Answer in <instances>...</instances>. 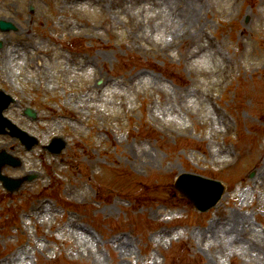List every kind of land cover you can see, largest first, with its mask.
<instances>
[{
    "label": "rangeland",
    "instance_id": "1",
    "mask_svg": "<svg viewBox=\"0 0 264 264\" xmlns=\"http://www.w3.org/2000/svg\"><path fill=\"white\" fill-rule=\"evenodd\" d=\"M3 18L5 114L40 143L0 134L23 162L3 172L38 175L0 182V264H264V0H0ZM184 172L223 181L210 211Z\"/></svg>",
    "mask_w": 264,
    "mask_h": 264
},
{
    "label": "water",
    "instance_id": "2",
    "mask_svg": "<svg viewBox=\"0 0 264 264\" xmlns=\"http://www.w3.org/2000/svg\"><path fill=\"white\" fill-rule=\"evenodd\" d=\"M1 24L4 29H10L12 27L10 24H7L5 22H1ZM61 148L62 146H59L53 149L59 151ZM198 180H200V178L192 176L190 179L183 180V183L180 185V187L181 189H185L186 192H190L191 190H194L192 186L199 184ZM213 202L214 200L212 201L208 200L207 196L203 198L200 197V199H198V205H207L208 203L211 204Z\"/></svg>",
    "mask_w": 264,
    "mask_h": 264
},
{
    "label": "bare ground",
    "instance_id": "3",
    "mask_svg": "<svg viewBox=\"0 0 264 264\" xmlns=\"http://www.w3.org/2000/svg\"><path fill=\"white\" fill-rule=\"evenodd\" d=\"M242 218H244V217H242ZM244 220L247 221V218L244 219ZM230 232L233 233V234L235 233L232 228L230 229Z\"/></svg>",
    "mask_w": 264,
    "mask_h": 264
}]
</instances>
